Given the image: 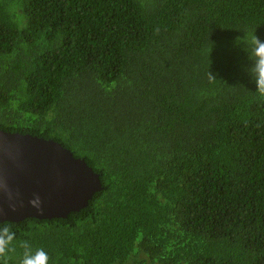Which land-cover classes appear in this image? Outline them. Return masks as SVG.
I'll use <instances>...</instances> for the list:
<instances>
[{"label":"trees","instance_id":"1","mask_svg":"<svg viewBox=\"0 0 264 264\" xmlns=\"http://www.w3.org/2000/svg\"><path fill=\"white\" fill-rule=\"evenodd\" d=\"M264 0H0V129L53 139L103 189L8 221L49 264H264Z\"/></svg>","mask_w":264,"mask_h":264},{"label":"water","instance_id":"2","mask_svg":"<svg viewBox=\"0 0 264 264\" xmlns=\"http://www.w3.org/2000/svg\"><path fill=\"white\" fill-rule=\"evenodd\" d=\"M101 189L100 174L60 142L0 129V221L66 217Z\"/></svg>","mask_w":264,"mask_h":264},{"label":"clouds","instance_id":"3","mask_svg":"<svg viewBox=\"0 0 264 264\" xmlns=\"http://www.w3.org/2000/svg\"><path fill=\"white\" fill-rule=\"evenodd\" d=\"M235 43L238 47H242V49L247 52L250 63L245 65V71L256 84L255 91L261 96H264V39H261L256 31L251 35L246 32L245 36H238ZM30 203L37 209H40L38 197L31 200ZM15 240L16 233L12 230L11 226L6 222L0 221V264H7L8 253L15 251L13 247ZM20 247L23 248L20 264H49V255L43 248L33 250L32 245L28 241H22Z\"/></svg>","mask_w":264,"mask_h":264}]
</instances>
